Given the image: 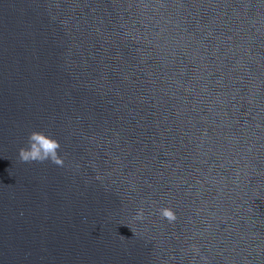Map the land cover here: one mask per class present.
Masks as SVG:
<instances>
[{"label":"water","instance_id":"obj_1","mask_svg":"<svg viewBox=\"0 0 264 264\" xmlns=\"http://www.w3.org/2000/svg\"><path fill=\"white\" fill-rule=\"evenodd\" d=\"M0 264H264V0H0Z\"/></svg>","mask_w":264,"mask_h":264},{"label":"clouds","instance_id":"obj_2","mask_svg":"<svg viewBox=\"0 0 264 264\" xmlns=\"http://www.w3.org/2000/svg\"><path fill=\"white\" fill-rule=\"evenodd\" d=\"M28 145L27 148L19 149V159L22 162L51 160L57 165H63V159L58 155L60 144L56 139L43 132L33 131L28 137ZM159 214L169 222L176 220V215L171 208H161L159 209ZM134 219H143V209L138 210Z\"/></svg>","mask_w":264,"mask_h":264}]
</instances>
